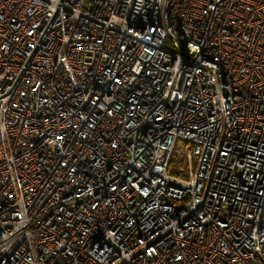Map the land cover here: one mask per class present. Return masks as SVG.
<instances>
[{
    "label": "built area",
    "instance_id": "built-area-1",
    "mask_svg": "<svg viewBox=\"0 0 264 264\" xmlns=\"http://www.w3.org/2000/svg\"><path fill=\"white\" fill-rule=\"evenodd\" d=\"M0 264H264V0H0Z\"/></svg>",
    "mask_w": 264,
    "mask_h": 264
}]
</instances>
